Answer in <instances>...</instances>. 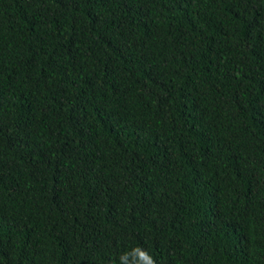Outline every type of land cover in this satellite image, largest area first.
Wrapping results in <instances>:
<instances>
[{
  "label": "trees",
  "instance_id": "16d2710c",
  "mask_svg": "<svg viewBox=\"0 0 264 264\" xmlns=\"http://www.w3.org/2000/svg\"><path fill=\"white\" fill-rule=\"evenodd\" d=\"M264 264V0H0V264Z\"/></svg>",
  "mask_w": 264,
  "mask_h": 264
},
{
  "label": "clouds",
  "instance_id": "9594fccd",
  "mask_svg": "<svg viewBox=\"0 0 264 264\" xmlns=\"http://www.w3.org/2000/svg\"><path fill=\"white\" fill-rule=\"evenodd\" d=\"M118 264H156V261L147 250L137 246L121 253Z\"/></svg>",
  "mask_w": 264,
  "mask_h": 264
}]
</instances>
